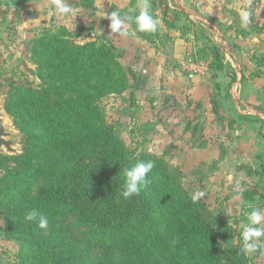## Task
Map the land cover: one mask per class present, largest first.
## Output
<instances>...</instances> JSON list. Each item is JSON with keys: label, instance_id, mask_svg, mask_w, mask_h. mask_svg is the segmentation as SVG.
<instances>
[{"label": "trees", "instance_id": "obj_1", "mask_svg": "<svg viewBox=\"0 0 264 264\" xmlns=\"http://www.w3.org/2000/svg\"><path fill=\"white\" fill-rule=\"evenodd\" d=\"M131 26L154 41L157 32ZM28 48L40 84H14L4 101L22 152H0V210L21 264H252L236 230L201 199L193 203L165 159L128 150L106 123L98 100L129 87L112 47L77 42L59 26ZM138 159L155 161L151 182L125 199L124 169ZM33 209L48 217L47 230L25 221Z\"/></svg>", "mask_w": 264, "mask_h": 264}, {"label": "rangeland", "instance_id": "obj_2", "mask_svg": "<svg viewBox=\"0 0 264 264\" xmlns=\"http://www.w3.org/2000/svg\"><path fill=\"white\" fill-rule=\"evenodd\" d=\"M142 2L118 0L113 8L133 14ZM149 3L152 14L156 9L159 21L153 42L137 34L131 24L126 34L114 33L115 37L105 32L98 34L95 24H77L76 19L69 25L52 23L47 28L65 26L77 42L89 41L87 37H91L114 49L128 75L129 87L122 93L107 94L98 100L106 123L128 150L165 159L178 172L185 189L191 195L203 192L201 200L241 237V225L247 222V214L254 208L264 214V156L251 155L243 163H235V169L226 171L236 172V175L228 179L225 172L221 178L224 187L213 186V174L225 160L230 161L231 148L244 147L243 143L239 144L241 137L254 135L242 126L239 117L224 111L222 91L215 98L206 94L210 80L216 90H222L223 73H228L232 82L236 67L225 63V50L219 42L212 40L205 28L196 29L188 14L168 15L167 0H160L157 5L151 0ZM5 37L0 29L2 105L12 85L38 87L40 84L28 46L17 42L13 34ZM2 117L5 130L9 132L7 139L12 141L15 152L8 153L5 147L2 150L16 155L22 152L23 135L4 109ZM253 147L246 151L254 154ZM2 174L0 169V176ZM234 197L242 200L237 214L230 204ZM261 227L264 228V222ZM258 244V250L249 255L252 264H264V237ZM20 248V242L5 233L0 210V264H21Z\"/></svg>", "mask_w": 264, "mask_h": 264}, {"label": "crops", "instance_id": "obj_3", "mask_svg": "<svg viewBox=\"0 0 264 264\" xmlns=\"http://www.w3.org/2000/svg\"><path fill=\"white\" fill-rule=\"evenodd\" d=\"M167 1L168 15L179 17L188 14L196 29L205 28L212 40L219 42L225 50V63L236 67L232 82L228 73L221 75L222 90H216L211 80L206 84V94L215 98L222 91L224 111L239 117L242 126L254 135L252 138L241 137L239 144L243 143L244 147H232L228 155L230 161L225 160L221 168L214 172L213 186L224 187L221 178L225 172L228 179L236 175V172L234 174L226 169H235V163L241 164L251 155L264 156V0ZM66 2L76 9L75 16H59L54 12L51 0H0V29L6 34V39L13 34L17 42L26 46L35 34L50 24L69 25L72 19H76L77 24H95L94 30L98 34L105 32L111 37L115 35L110 30L108 14L114 11L118 0H92V6L83 4L82 0ZM241 10L251 12L247 25L240 21ZM208 104L211 107L209 100ZM253 145L254 154H251L246 149ZM237 198L234 197L230 203L234 214L239 213L242 204V200Z\"/></svg>", "mask_w": 264, "mask_h": 264}, {"label": "clouds", "instance_id": "obj_4", "mask_svg": "<svg viewBox=\"0 0 264 264\" xmlns=\"http://www.w3.org/2000/svg\"><path fill=\"white\" fill-rule=\"evenodd\" d=\"M51 6L54 12L61 17H73L77 14L76 9L72 8L66 0H51ZM108 15L112 33L126 34V28L130 24H134L138 31L146 33H155L158 28L159 21L154 18L151 12L149 0H143L138 6V11L133 14L115 10ZM250 16L251 12L249 10L239 12V18L243 25L250 23ZM154 167L155 161L138 159L125 168L121 191L122 197L128 199L134 195H139L151 182L149 174ZM203 196V192L193 194L191 197L192 202H198ZM24 219L36 223L40 229L47 230L49 226L48 217L36 209L26 212ZM262 222H264V214L258 208L252 209L247 214V222L241 225L242 244L240 252L242 254L251 255L258 250V241L264 237V228L261 227Z\"/></svg>", "mask_w": 264, "mask_h": 264}, {"label": "water", "instance_id": "obj_5", "mask_svg": "<svg viewBox=\"0 0 264 264\" xmlns=\"http://www.w3.org/2000/svg\"><path fill=\"white\" fill-rule=\"evenodd\" d=\"M3 109L5 110V107L0 102V152L4 153L2 149L3 147H5L8 153H14L15 150L13 148L12 141L10 139H7V137L9 136V132L5 130L4 121L2 117Z\"/></svg>", "mask_w": 264, "mask_h": 264}]
</instances>
